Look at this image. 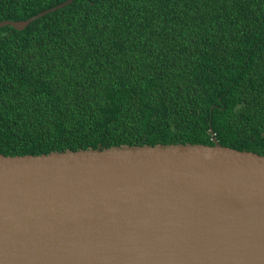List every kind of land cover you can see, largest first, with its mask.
Segmentation results:
<instances>
[{"label": "trees", "instance_id": "trees-1", "mask_svg": "<svg viewBox=\"0 0 264 264\" xmlns=\"http://www.w3.org/2000/svg\"><path fill=\"white\" fill-rule=\"evenodd\" d=\"M66 0H0V21ZM264 154V0H73L0 29V152L177 142Z\"/></svg>", "mask_w": 264, "mask_h": 264}, {"label": "water", "instance_id": "water-1", "mask_svg": "<svg viewBox=\"0 0 264 264\" xmlns=\"http://www.w3.org/2000/svg\"><path fill=\"white\" fill-rule=\"evenodd\" d=\"M212 134L0 152V264H264V154Z\"/></svg>", "mask_w": 264, "mask_h": 264}]
</instances>
